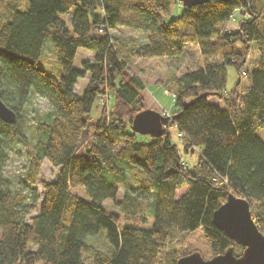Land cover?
Segmentation results:
<instances>
[{"label":"trees","instance_id":"16d2710c","mask_svg":"<svg viewBox=\"0 0 264 264\" xmlns=\"http://www.w3.org/2000/svg\"><path fill=\"white\" fill-rule=\"evenodd\" d=\"M178 3L0 0V96L17 114L14 123L0 118V264H176L191 252L179 247L180 237L200 227L212 256L230 247L241 255L244 246L213 222L230 193L247 199L264 233V140L257 134L264 129V0H209L173 16ZM70 11L68 28L63 15ZM236 11L241 18L228 28ZM125 28L141 40L113 33ZM46 41L59 77L41 62ZM189 42L197 43L203 64L162 81L174 111L161 135L137 140L132 118L148 106L133 63L179 57ZM79 47L95 52L83 69L74 67ZM228 66L237 73L229 90ZM87 72L80 94L75 88ZM109 91L114 107L93 115ZM33 93L47 99L53 115L34 124L29 144L21 109ZM210 94L225 105L211 103ZM171 125L184 150L197 151L193 167L172 141ZM10 142L30 145L16 189L5 174ZM44 158L59 170L43 184L40 201L35 183ZM128 175L135 184L118 197ZM107 198L121 212L107 211ZM149 213L154 219L146 226ZM102 228L105 249L86 240Z\"/></svg>","mask_w":264,"mask_h":264},{"label":"rangeland","instance_id":"374dc122","mask_svg":"<svg viewBox=\"0 0 264 264\" xmlns=\"http://www.w3.org/2000/svg\"><path fill=\"white\" fill-rule=\"evenodd\" d=\"M184 5L178 3L175 7L173 16H178L183 11ZM71 15L72 11L63 15V18L67 22L68 28H71ZM241 18L240 12L236 11L235 19L230 20L226 25L228 28H235L237 21ZM115 35H119L123 39H131L132 41H140L141 35L136 31H132L130 28H125L120 31L114 30ZM43 56L41 62L50 74H53L59 77L62 73L61 66L57 61V56L54 53L53 45L50 41H46L44 44ZM95 57V52L91 49L84 47H79L76 52V58L74 62V67L78 69H83L82 62L84 60L93 61ZM204 57L201 55L199 47L195 42H189L185 45L184 52L181 56L176 58H169L166 56H155L148 58H140L133 63V69L136 71L144 80L146 87L143 89L142 94L144 102L148 106L147 108H152L157 111L162 112L164 115L172 114L174 111V101L171 93L168 89L164 88L162 81L167 80L170 77L179 75L190 68H195L203 64ZM89 73L87 72L85 76L78 79L76 85V91L82 93L84 88L88 83ZM237 79V73L233 66H228V83L227 89H231ZM209 101L211 103L218 104L220 106L225 105V101L220 96L210 94ZM114 98L112 93L109 91L106 95L102 96L93 110V115H99L102 109V105H106V110H111L114 107ZM163 107H166L168 112H163ZM53 115V110L51 105L43 96L38 94H31L29 99L25 102L23 108L21 109V117L24 123V132L30 140L29 144H32L33 140L32 130L34 124L37 122L46 119L48 116ZM93 130V127L90 125L88 128V133L90 134ZM172 141L178 144V150L183 161H186L189 167H193L197 161V151L186 152L181 144V138L178 135L177 129L175 126L171 125L169 127ZM257 134L264 140V129L258 130ZM137 140L149 141L152 139V136L149 134H136ZM29 144L23 142H10L8 145V156L5 162V174L10 181L11 188L16 189L22 186V176L23 170L28 160V149ZM59 168L50 163L47 158H44L40 176L38 177L35 187L38 191L40 201L43 196V184L46 181L52 180L55 178ZM135 184V180L128 175L126 183H119V193L118 197L122 196V192L126 185ZM39 201V203H40ZM104 207L107 211L121 212L119 207L115 205L112 199L107 198L104 200ZM38 209L34 210L31 214H35ZM123 218V216H122ZM154 216L153 213L148 214V221L146 226H150L153 222ZM173 234L177 233V230H172ZM86 240L88 242L94 243L97 247L105 249L110 245L106 237V229L102 228L97 234L87 235ZM181 243L179 247L184 248L185 251H200L203 257L210 258L212 257L211 248L205 238L202 228H197L193 232L186 233L180 237ZM175 243V242H174ZM41 264V262H38Z\"/></svg>","mask_w":264,"mask_h":264},{"label":"water","instance_id":"95a60500","mask_svg":"<svg viewBox=\"0 0 264 264\" xmlns=\"http://www.w3.org/2000/svg\"><path fill=\"white\" fill-rule=\"evenodd\" d=\"M180 1L184 6L191 7L209 0ZM191 102H187L186 106ZM0 118L7 123H14L17 119L15 110L1 96ZM169 119V115L145 108L134 115L132 127L138 133L156 137L163 133V127L168 124ZM213 222L231 239L244 246L242 254L235 255L233 247H230L223 253L205 258L196 250L180 256L176 264H264V233L256 225L247 199L230 193L214 211Z\"/></svg>","mask_w":264,"mask_h":264},{"label":"crops","instance_id":"0c3cea01","mask_svg":"<svg viewBox=\"0 0 264 264\" xmlns=\"http://www.w3.org/2000/svg\"><path fill=\"white\" fill-rule=\"evenodd\" d=\"M163 110H164L163 112H165V111L168 112V110H167L166 107H163ZM168 113H169V112H168Z\"/></svg>","mask_w":264,"mask_h":264}]
</instances>
